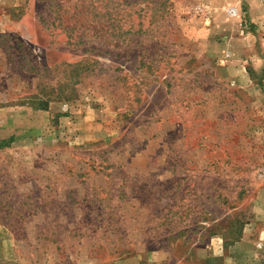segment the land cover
Segmentation results:
<instances>
[{
  "label": "rangeland",
  "instance_id": "1",
  "mask_svg": "<svg viewBox=\"0 0 264 264\" xmlns=\"http://www.w3.org/2000/svg\"><path fill=\"white\" fill-rule=\"evenodd\" d=\"M232 3L0 0V264H264V2Z\"/></svg>",
  "mask_w": 264,
  "mask_h": 264
},
{
  "label": "crops",
  "instance_id": "2",
  "mask_svg": "<svg viewBox=\"0 0 264 264\" xmlns=\"http://www.w3.org/2000/svg\"><path fill=\"white\" fill-rule=\"evenodd\" d=\"M264 2V0H233V3L231 4L232 7L236 8L237 10V14L236 15H231L234 16L235 19H239L237 21H240V23H242V21H247L246 17L245 18V13L248 12L249 14V21L250 22H254L256 23V21H258L257 19L260 18L261 12H262V3ZM246 5L247 7V12L243 13L244 18H242V5Z\"/></svg>",
  "mask_w": 264,
  "mask_h": 264
},
{
  "label": "trees",
  "instance_id": "3",
  "mask_svg": "<svg viewBox=\"0 0 264 264\" xmlns=\"http://www.w3.org/2000/svg\"><path fill=\"white\" fill-rule=\"evenodd\" d=\"M48 106H49V102L48 101H45V100H42L40 103H39V109H48ZM13 141V138H10L8 140L6 139H3L1 140L0 142V147H5V146H8L10 142Z\"/></svg>",
  "mask_w": 264,
  "mask_h": 264
},
{
  "label": "built area",
  "instance_id": "4",
  "mask_svg": "<svg viewBox=\"0 0 264 264\" xmlns=\"http://www.w3.org/2000/svg\"><path fill=\"white\" fill-rule=\"evenodd\" d=\"M229 12H230L231 15H236L237 14V10L234 7L230 8ZM263 246H264V243H261L260 247H263Z\"/></svg>",
  "mask_w": 264,
  "mask_h": 264
}]
</instances>
